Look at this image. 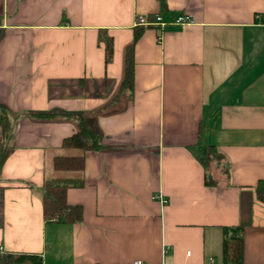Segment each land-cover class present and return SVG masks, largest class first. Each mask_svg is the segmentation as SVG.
Instances as JSON below:
<instances>
[{"label": "crops", "instance_id": "obj_1", "mask_svg": "<svg viewBox=\"0 0 264 264\" xmlns=\"http://www.w3.org/2000/svg\"><path fill=\"white\" fill-rule=\"evenodd\" d=\"M154 15L192 23L143 28L121 89L134 21ZM0 106L12 122L4 252L42 264H264V0H0ZM76 114L100 148L85 153L84 186L66 191L81 220L48 222L43 169ZM204 144L221 156L206 175L194 156ZM224 240L241 243L238 258Z\"/></svg>", "mask_w": 264, "mask_h": 264}, {"label": "trees", "instance_id": "obj_2", "mask_svg": "<svg viewBox=\"0 0 264 264\" xmlns=\"http://www.w3.org/2000/svg\"><path fill=\"white\" fill-rule=\"evenodd\" d=\"M134 30L132 41L124 49L121 89H130L133 80L132 71V50L135 42L143 31V26ZM105 63H108L112 56V45L110 39H104ZM39 118L53 116L51 113L33 114ZM75 131L72 135L64 138L60 146L48 154L43 169V183L40 188V200L42 204V217L48 222L77 223L81 220L82 210L80 206H70L67 204L65 195L68 189H76L84 186L85 181V153L96 151L100 148L99 134L89 125L83 115H74ZM0 128L4 144L0 146V170L12 153L5 141L8 139L12 122L8 111L0 106ZM194 156L202 165L205 175L209 170L210 163L217 161L221 156L217 153L213 145L204 144L199 151H194ZM206 185L211 182L204 180ZM260 200L264 201V190L258 192ZM241 243L239 241H223L222 252L226 256L227 252L234 253L237 258L241 255ZM0 264H42V258L37 254L10 253L0 254Z\"/></svg>", "mask_w": 264, "mask_h": 264}, {"label": "built area", "instance_id": "obj_3", "mask_svg": "<svg viewBox=\"0 0 264 264\" xmlns=\"http://www.w3.org/2000/svg\"><path fill=\"white\" fill-rule=\"evenodd\" d=\"M192 23V19L189 15H179L175 17L170 22H164L162 21L161 17L159 15H154L151 18H145V17H136L134 21V26H156L157 28H163L167 25H178V26H185ZM160 40V38H158ZM4 252V249L2 247V244L0 243V254ZM134 264H140L139 261H136Z\"/></svg>", "mask_w": 264, "mask_h": 264}]
</instances>
